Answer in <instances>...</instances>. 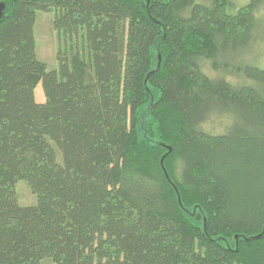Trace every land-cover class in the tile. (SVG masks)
<instances>
[{
    "label": "trees",
    "instance_id": "obj_1",
    "mask_svg": "<svg viewBox=\"0 0 264 264\" xmlns=\"http://www.w3.org/2000/svg\"><path fill=\"white\" fill-rule=\"evenodd\" d=\"M0 2V264H264V69L218 64L264 0Z\"/></svg>",
    "mask_w": 264,
    "mask_h": 264
},
{
    "label": "rangeland",
    "instance_id": "obj_2",
    "mask_svg": "<svg viewBox=\"0 0 264 264\" xmlns=\"http://www.w3.org/2000/svg\"><path fill=\"white\" fill-rule=\"evenodd\" d=\"M237 6H243L249 0H234ZM55 11L43 12L38 11L36 14L35 23V40H36V53L39 60L44 62L47 69L55 70L58 68L57 55L62 51L67 50L66 42L63 37L54 29ZM260 15V16H259ZM258 15L259 22L254 31V40L251 41L247 47H242L236 53L231 46L226 49L218 58V64L228 65V70L238 68L245 65H254L258 68L264 69V7ZM223 72V71H219ZM214 74L212 71L210 72ZM234 83L239 82V76H233L231 79ZM36 99L38 102L45 100L43 88L39 85L36 89ZM227 121L226 117L210 121L207 126L208 129L221 132L223 126ZM58 160H61V154L57 151ZM16 194L21 206H35L37 205V196L31 191L27 180L22 179L16 184Z\"/></svg>",
    "mask_w": 264,
    "mask_h": 264
},
{
    "label": "water",
    "instance_id": "obj_3",
    "mask_svg": "<svg viewBox=\"0 0 264 264\" xmlns=\"http://www.w3.org/2000/svg\"><path fill=\"white\" fill-rule=\"evenodd\" d=\"M5 10H6V4L4 2H0V22L2 21V19L4 17ZM170 151H171V149H170ZM164 158L165 157H163V159H162V166H163V160H164ZM165 173H166V171H165ZM166 175H167V173H166ZM167 177H168V175H167Z\"/></svg>",
    "mask_w": 264,
    "mask_h": 264
}]
</instances>
